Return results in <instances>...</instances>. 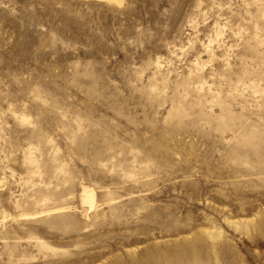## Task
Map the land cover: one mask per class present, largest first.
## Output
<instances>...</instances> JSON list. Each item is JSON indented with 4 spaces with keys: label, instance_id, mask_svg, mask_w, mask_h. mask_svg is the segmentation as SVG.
I'll use <instances>...</instances> for the list:
<instances>
[{
    "label": "rangeland",
    "instance_id": "rangeland-1",
    "mask_svg": "<svg viewBox=\"0 0 264 264\" xmlns=\"http://www.w3.org/2000/svg\"><path fill=\"white\" fill-rule=\"evenodd\" d=\"M0 264H264V0H0Z\"/></svg>",
    "mask_w": 264,
    "mask_h": 264
},
{
    "label": "bare ground",
    "instance_id": "bare-ground-1",
    "mask_svg": "<svg viewBox=\"0 0 264 264\" xmlns=\"http://www.w3.org/2000/svg\"><path fill=\"white\" fill-rule=\"evenodd\" d=\"M109 2H115L117 4H122L124 0H108ZM94 192L91 188L84 187L82 192V198L84 202L90 203V206L93 208L94 205Z\"/></svg>",
    "mask_w": 264,
    "mask_h": 264
}]
</instances>
